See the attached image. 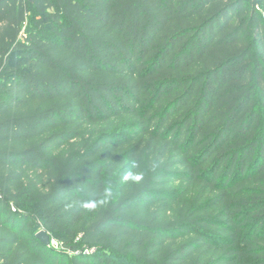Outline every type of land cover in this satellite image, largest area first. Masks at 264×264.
I'll return each mask as SVG.
<instances>
[{"label":"trees","instance_id":"16d2710c","mask_svg":"<svg viewBox=\"0 0 264 264\" xmlns=\"http://www.w3.org/2000/svg\"><path fill=\"white\" fill-rule=\"evenodd\" d=\"M0 264H264V0H0Z\"/></svg>","mask_w":264,"mask_h":264},{"label":"clouds","instance_id":"9594fccd","mask_svg":"<svg viewBox=\"0 0 264 264\" xmlns=\"http://www.w3.org/2000/svg\"><path fill=\"white\" fill-rule=\"evenodd\" d=\"M132 168L138 167L137 164L133 163ZM144 179V176L142 174L135 173L133 171H128L126 174L123 175L122 183H136L139 184ZM114 196L113 187L111 185H106L103 191V197L100 201H89L85 204H83V209L87 212L94 211L98 205H106L109 204ZM73 204H67L64 208V211L68 212L73 209Z\"/></svg>","mask_w":264,"mask_h":264},{"label":"water","instance_id":"95a60500","mask_svg":"<svg viewBox=\"0 0 264 264\" xmlns=\"http://www.w3.org/2000/svg\"><path fill=\"white\" fill-rule=\"evenodd\" d=\"M31 3L34 2V0H29ZM36 236L47 246L51 245V238L50 235L45 231L41 230L39 231Z\"/></svg>","mask_w":264,"mask_h":264},{"label":"rangeland","instance_id":"374dc122","mask_svg":"<svg viewBox=\"0 0 264 264\" xmlns=\"http://www.w3.org/2000/svg\"><path fill=\"white\" fill-rule=\"evenodd\" d=\"M15 60H18L17 57H15ZM41 230H45V229H43V228H38V229H37V233H38L39 231H41ZM51 243H52V245L55 246L56 248L58 247V242H57L55 239H52Z\"/></svg>","mask_w":264,"mask_h":264}]
</instances>
